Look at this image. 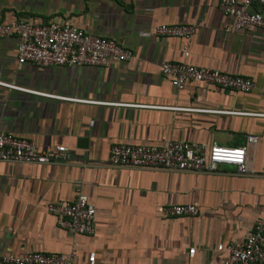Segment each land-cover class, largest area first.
Wrapping results in <instances>:
<instances>
[{"label":"crops","instance_id":"obj_1","mask_svg":"<svg viewBox=\"0 0 264 264\" xmlns=\"http://www.w3.org/2000/svg\"><path fill=\"white\" fill-rule=\"evenodd\" d=\"M255 10L264 8L258 6ZM71 21L134 52L109 67H49L17 61L16 37L0 39V131L42 150L64 146L70 160L46 165L0 162V253H44L108 264H222L230 244L248 239L264 216V30H234L220 0H0V23ZM193 25L184 41L161 25ZM187 62L250 79L248 93L189 82L175 89L160 72ZM70 99L85 100L79 102ZM251 175L221 166L195 174L109 165L114 145L171 141L242 147ZM80 182V185H77ZM79 192L95 209L93 235L61 228L49 205ZM194 205L196 217H164L160 207ZM194 250V255L190 251Z\"/></svg>","mask_w":264,"mask_h":264},{"label":"built area","instance_id":"obj_2","mask_svg":"<svg viewBox=\"0 0 264 264\" xmlns=\"http://www.w3.org/2000/svg\"><path fill=\"white\" fill-rule=\"evenodd\" d=\"M225 13L235 20L234 30L258 28L264 30V16L255 10L264 8V0H220ZM196 32L193 25H161L155 28L160 36L179 38L184 41L185 60L190 56L189 44ZM18 39L17 61L20 66L35 63L42 68L49 67H109L134 59V52L123 44L87 32L71 21L35 24L26 19H15L0 23V39ZM160 72L169 79L172 86L182 90L189 82L238 93L251 92L255 85L247 78L232 76L220 71L202 69L189 63L165 62ZM0 86L19 91L32 92L39 96H52L17 87L0 81ZM79 102L85 100L70 99ZM247 145L225 147L220 145L171 141L164 146L156 145H114L109 165L125 169H157L170 172L195 174L218 173L221 166L234 167L237 175H251L247 163L250 144L258 138L249 136ZM70 160L69 150L58 146L42 150L27 138L0 131V162L7 164L46 165L65 163ZM80 185V182H77ZM69 205H49V212L56 215L59 226L75 235H93L95 232V209L89 199L80 193ZM159 212L167 218L196 217L199 209L194 205H170L160 207ZM228 255L222 264H264V216L255 225L252 235L241 244H230ZM195 251L191 250L190 255ZM0 264H108L98 262L96 254H90L80 262L75 253L56 256L44 253H27L22 256L0 253ZM140 264V263H136Z\"/></svg>","mask_w":264,"mask_h":264}]
</instances>
